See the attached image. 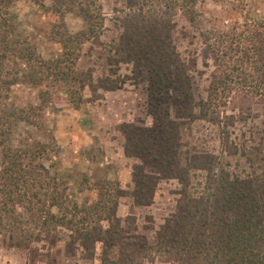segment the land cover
Returning a JSON list of instances; mask_svg holds the SVG:
<instances>
[{
  "label": "trees",
  "instance_id": "16d2710c",
  "mask_svg": "<svg viewBox=\"0 0 264 264\" xmlns=\"http://www.w3.org/2000/svg\"><path fill=\"white\" fill-rule=\"evenodd\" d=\"M97 1L54 0L56 42L64 55L78 60L82 44L97 36L103 26ZM207 1L132 0L120 19L121 32L106 49L112 77L100 79L108 91L127 84L145 91L154 125L142 121L120 128L128 157L139 160L129 194L134 203L152 205L162 182L177 181L175 212L158 226L148 217L140 228L134 216L116 214L124 194L118 183L98 181L89 189L97 195L93 202H79L44 163L45 143L13 145L10 117L37 126L36 116L51 102L50 93L39 89L38 105L13 115L0 113V231L8 236L9 247L52 264H58L53 252L64 259L80 253L93 261L98 245L99 264H153L156 259H165L164 264H264V137L259 132L248 140L223 137L217 152L200 150L185 139L198 120L220 126V110L235 93L264 100V21L249 17L246 0H210L228 8L221 13L225 25L200 28L216 63L202 93L194 56L179 50L196 36L178 29L174 10L199 28L204 19L199 7ZM11 2L1 1L0 8ZM69 6L77 8L86 30L68 31L64 17L73 10ZM6 14L0 15V82L11 85L3 81V69L16 56L33 86L70 77L79 83L73 69L65 72V59H45L32 46L11 39ZM121 65L133 67L129 81L116 78L111 69Z\"/></svg>",
  "mask_w": 264,
  "mask_h": 264
},
{
  "label": "rangeland",
  "instance_id": "374dc122",
  "mask_svg": "<svg viewBox=\"0 0 264 264\" xmlns=\"http://www.w3.org/2000/svg\"><path fill=\"white\" fill-rule=\"evenodd\" d=\"M131 1H97L103 26L97 36L82 44L78 60L76 56L64 55L65 50L56 42L59 18L53 12L54 0H12L8 8L1 5L0 15L8 13L9 37L32 46L45 59H65V72L71 74L69 69H73L72 74L76 75L79 83L70 77L67 81L46 80L41 87L33 86L27 80L25 66L16 56H11L3 69V81L11 85L0 82V113L13 115L17 109L38 105L39 89L47 90L52 99L40 112L41 115L36 116L37 126L10 117L14 123L13 145L22 146L31 141L45 143L48 152L44 156V163L53 175H57L69 187V193L79 202L83 203L87 199L93 202L97 195L89 189L94 188L93 184L98 181H108L114 185L118 183L124 194L118 199L117 216L121 219L134 216L141 228L148 217L154 220V226H158L175 212L178 205L175 193L180 186L177 181L162 182L154 203L147 206L134 203L129 194L134 187L133 167L139 160L128 157L120 128L125 123L142 125V121L144 126L151 127L154 121L148 116L147 96L141 86L127 84L119 90L108 91L101 87L100 79L111 76L110 66L104 59L108 54L106 49L121 32L120 19L129 12L133 3ZM246 3L249 17L264 21V0H246ZM69 7L73 10L64 17L68 31L76 34L86 30L87 24L78 15L77 8ZM227 8L210 0L202 4L199 9L204 19H201L199 28L191 26L180 11L174 10L178 29L186 28V31L196 36L189 42L181 43L179 50L186 56H194L197 63L196 80L202 93L209 86L212 74L216 71V63L203 43L201 29L225 25L221 13ZM132 68L121 65L120 69H111L116 70V78L129 81ZM71 98L75 103L69 102ZM220 118V126L198 120L191 125L192 129L188 131L191 134L187 132L185 139L200 150L217 152L222 149L220 139L223 137H246L248 140L258 137L254 135L257 132L264 137L263 99L235 93L227 106L220 110ZM100 253L101 245H98L93 261L82 259L80 253L64 259L53 252L52 257L58 259V264H99ZM163 261L165 259H156L153 264H164ZM0 264L52 263H47L42 257L34 260L30 252L9 247L8 236L0 231Z\"/></svg>",
  "mask_w": 264,
  "mask_h": 264
}]
</instances>
